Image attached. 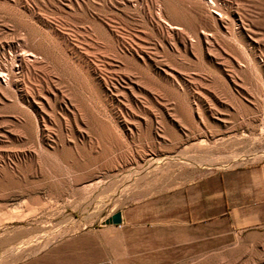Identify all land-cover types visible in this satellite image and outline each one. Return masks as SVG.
I'll list each match as a JSON object with an SVG mask.
<instances>
[{"label":"rangeland","instance_id":"rangeland-1","mask_svg":"<svg viewBox=\"0 0 264 264\" xmlns=\"http://www.w3.org/2000/svg\"><path fill=\"white\" fill-rule=\"evenodd\" d=\"M99 1L101 5H99ZM39 2L43 4V7L39 6L42 8V10L39 8L40 11L36 8L35 2L28 3L30 6L32 5L31 7L37 14L34 12L32 17L27 16V26L25 28L24 26L17 27L12 17V11L17 7L14 5L13 0H0V52L7 51L9 49H6L7 47H13L14 45L19 49L25 45L26 47L34 45L39 37L49 30L42 23L43 19L47 18L45 20H49V23L57 24L56 27H58L60 33H66L65 35L70 39L71 45L77 40V34L83 33L84 43H87L88 46L78 45L86 48V54L92 64L98 65L101 68V73L107 75L106 77L111 76V79H117L124 88L127 84L122 76L125 71H130L128 73H131L133 88L132 92L125 89L124 93L120 94L112 91V95H115L113 97H110L111 92L107 93L105 96L106 102L98 98H90L89 100L80 88L76 90L77 86L74 80L62 76V71L50 72L49 69L38 67L26 73L25 77L17 78L21 82V88L25 91L26 98L23 97V101L20 99L21 97L15 99L13 91L5 99L0 100V173L5 171V173L0 174L2 177L0 180L8 174L6 178L16 184L11 183L4 186L0 183V186H4V189L1 188L2 186L0 187V214L3 215V217L0 215V256L11 245H18L28 239H35L40 234V236L43 235V238L40 237L31 241L29 243L30 247L27 248L28 251L27 249L24 250L25 253L22 251L21 255H18L19 258L13 259L10 257L13 259L10 260L8 257L6 264H26L27 262L32 264L33 261L30 263L31 258L34 260L37 258L36 256L38 258L36 263L34 260L35 264H264V218L258 221L253 219L243 220L248 215H254L256 212L264 210L262 199H260L261 186L264 183V179L261 177V172L264 177V156L245 157L239 159L237 163L218 168L189 165L187 171L182 175L179 172L178 165L166 166L162 164L142 179L128 182V178L135 176L134 172L145 165L146 159L148 160L149 157L154 156L151 147L145 145L141 140L135 139L128 144V147H132L130 149L136 156L133 157V160L126 161V163L123 159L120 160L116 157L121 150L119 146L109 145L110 149L108 148L107 153L101 154L99 157L101 145L95 140V135L88 132L85 125L81 124L79 130L82 131V134L80 136L78 135L80 131L75 130L70 121H64V113L66 112L64 104L67 105V110L76 116L81 111L79 101L83 99L88 101L89 105L92 104L90 108L95 114L105 117L111 124L115 125V130L117 129L119 133L124 134L121 126L116 122L115 114L120 115L119 118L128 120V113L133 111V113H136L134 115L137 119H143L144 116L161 111V107L172 109L181 98L186 100L191 107L197 105L200 108L204 107L203 113L206 124L197 126V129L200 130L199 134L197 131L190 129L177 115L174 116L173 120L176 119L177 123L180 122L179 124L182 126V129L176 125L173 126V130L177 134H181V142L176 145L177 147L175 146V153H178V150L185 151L186 154H190L193 161L194 159L197 161V158L205 161V158H209V156L215 159L218 157L216 160L223 161L229 159L233 154L241 155L242 153L264 150V80L261 77V74H264V15L260 16V9H257L258 6L262 7L264 12V0L221 1V4L226 3L225 6L227 5L226 7L233 11L235 7L242 6L239 11L249 12L256 19H260V23L262 22L259 25L261 26L259 30H256L257 42L256 38L255 41L254 38L250 41L247 37H241V39L239 36L238 38L233 28H230V30L224 29L225 31L221 30L219 59H217V62L216 60L210 61L211 65L217 66L219 75H221V78L223 77L221 83H217L209 70L205 71L196 63L198 60L195 54L194 56L187 53L182 56L170 52L173 53V61L170 62V67L181 74L185 71L183 76L187 80L185 83L179 84L164 79L161 73L155 77L158 85H154L142 75H139L140 73L136 72L131 64L125 65L123 61L117 60L110 54L106 55L105 58L98 57L94 54L95 50H93L96 47L95 43L98 42L91 30L89 21L93 14H98L111 29L125 33H139V38L146 43L145 45L149 48L153 47L154 41L158 38L146 34V31L141 27L139 18L134 15L136 9L141 8L142 3L140 0H129V3H126L125 6L124 4L116 6L111 4L113 7L108 0H76V2L67 4L69 7L62 5V10L56 13L51 10L48 3L50 0H39ZM148 3L150 4L149 0ZM105 4L107 7L104 6ZM235 4L239 5L236 6ZM121 7L123 10L126 9L127 15H131L123 16L120 12ZM118 13L121 15L119 16ZM29 30L31 31L29 32L30 35L26 33ZM226 32L229 33L226 34ZM18 33L20 35H17ZM80 49L77 52L85 53L82 48ZM63 50L61 48L60 56L70 58L71 62L75 63L73 55L76 52L72 54ZM157 51L158 58L160 60L165 59V52L159 47ZM247 58L248 63L246 62ZM136 63L139 64L138 61ZM155 71L157 72V69ZM150 73H154V71H150ZM191 77L195 78V82L190 81ZM223 85L229 91L226 92L227 94L219 89V87L224 88ZM258 88L262 93L258 92ZM48 91H53L55 97L52 94L51 96L48 95ZM197 92L200 93L198 99L195 95L192 96ZM61 96L63 99H60ZM15 103H17V106L19 104L18 108H14ZM48 104L52 105L49 106ZM142 104L147 106L148 111L150 110L149 114L142 110ZM38 106L45 111L44 114L51 119V123L47 122L49 126L47 125L46 132L44 131L36 136L30 130L20 129L17 120L23 117V113L30 114L36 119L34 109ZM238 106L242 108L240 109ZM205 107L213 109L206 111ZM17 109L19 112L16 111ZM171 111L172 114H176L173 113V110ZM190 115L194 118L193 120L197 121L198 116L195 111L192 110ZM77 116L75 118L78 119ZM249 121L254 124V129H251L248 125ZM127 122L129 125L132 124L130 120ZM156 126L158 129L163 130L161 126L155 123ZM163 136H165L164 139L167 142L165 145L171 144L173 138L169 134ZM73 141L75 142L74 147H84L86 150L83 154L81 153L80 158L76 156L75 149L72 147ZM61 142H64V146L70 149L69 151L77 161L76 164L73 163L72 165L70 162L66 163L64 160L57 158L61 149ZM143 153L147 156L142 160L141 154ZM44 155L46 158L51 159V161L50 159L47 160L54 166L60 163L57 165L60 167L62 164L60 168L55 166L56 171L48 173L47 176H43V157L41 156ZM136 163L141 165L139 166ZM37 166L41 170H38ZM241 172L246 175L250 174V176L240 182L237 175ZM95 176L100 177L101 180L95 188L90 191L86 190V183L84 182L90 179L93 180ZM56 180L59 181V184ZM35 197H39L38 200H35ZM204 197L207 198L206 201ZM101 200L102 203H100ZM25 202L27 205H24ZM224 205H227V209H224ZM117 211L121 214L120 223H102L105 218ZM7 214L8 216H6Z\"/></svg>","mask_w":264,"mask_h":264},{"label":"bare ground","instance_id":"bare-ground-1","mask_svg":"<svg viewBox=\"0 0 264 264\" xmlns=\"http://www.w3.org/2000/svg\"><path fill=\"white\" fill-rule=\"evenodd\" d=\"M110 2V5H120V4H125L129 3V0H108ZM138 1V0H137ZM150 4L148 3V0H140L142 3L141 8L136 9V13L134 12V15H137L139 18V22L141 24V27L146 31V34L149 36H156L158 40H155L153 43V47L149 48L146 46L145 42L142 41L141 38H139V33L134 34V33H125V32H120L119 30L116 29H111L98 14H93L91 15V20L90 25H91V30L94 34V37L98 40V42L95 43V52L96 56L105 58L106 55L110 54L112 57L116 58L117 60H121L124 62V64H131L136 70V72H139V75H142L144 78H146L148 81L152 82L154 85H158L156 82V75H160L161 73L163 74V78L166 80L170 81H175L176 83L182 84L185 83L187 80L183 74H185V71L183 74L178 73L174 71L169 64L170 62L173 61L172 54L170 52H175L179 55H186L187 53L189 54H195L197 56L198 65H200L202 68L205 69V71L209 70L215 77V80L217 83L222 82L221 75L218 73V69L211 65L210 61H214L219 59V43L221 42L220 40V33L221 30L227 29L230 30V28H233L234 33L238 35V38L240 36L244 38H249V41L251 39L256 38V30H259L260 19H256L253 17L249 12L246 11H239L241 7H235L234 11L229 10L225 4H221L222 0H149ZM233 1V0H232ZM248 1V0H247ZM259 1V0H258ZM29 2H35L37 5V9L42 10L41 7H43V4L39 2V0H13V3L16 8L13 9L12 11V17L14 21L16 22L17 27H25L27 26V16L32 17V14L35 12L34 9L28 4ZM44 2V1H43ZM73 2H76V0H50L48 2L50 4L51 10L53 12H60L62 10V5L71 4ZM86 3V2H85ZM100 3V1H99ZM132 3V2H131ZM33 4V5H35ZM104 4V3H103ZM240 4V3H239ZM238 4V5H239ZM251 4V3H250ZM80 5V4H79ZM78 5V6H79ZM87 5V4H86ZM101 5V3L99 4ZM111 5V6H112ZM230 5V4H229ZM236 5V4H235ZM236 5V6H238ZM249 5V3H248ZM256 5V4H255ZM71 6V5H70ZM82 6V5H81ZM104 6L107 7L105 4ZM123 6V7H124ZM247 6V5H246ZM257 6V5H256ZM46 7V6H45ZM69 7V6H67ZM66 7V8H67ZM88 7V6H87ZM102 7V6H101ZM113 7V6H112ZM136 7V6H135ZM134 7V8H135ZM35 8V7H34ZM72 8V7H71ZM84 8V7H83ZM82 8V9H83ZM96 8V7H95ZM108 8H110L108 6ZM118 8V7H117ZM231 8V7H230ZM245 8V7H244ZM247 8V7H246ZM255 8V7H254ZM81 9V8H80ZM90 9V8H89ZM100 9V8H99ZM120 12L123 16H126L128 12H125L126 9L123 10V8H120ZM133 9V8H132ZM156 9V10H155ZM252 9V8H251ZM257 9H260L259 15H264V12L262 10V7H259ZM39 10V11H40ZM95 10V9H94ZM98 10V9H97ZM256 10V9H255ZM11 11V10H10ZM37 11V12H39ZM65 11V10H63ZM118 11V10H117ZM128 11V10H127ZM132 11V10H131ZM135 11V10H134ZM251 11V10H250ZM68 12V11H67ZM89 12V11H88ZM258 12V11H256ZM40 13V12H39ZM44 13V12H43ZM90 13V12H89ZM112 13V12H111ZM115 13V12H114ZM133 13V12H132ZM254 13V12H253ZM35 14H37L35 12ZM120 14V15H121ZM41 15V14H40ZM56 15V14H55ZM85 15V14H84ZM117 16V14L115 13ZM119 15V13H118ZM119 15V16H120ZM129 15V14H128ZM127 15V16H128ZM131 15V14H130ZM129 15V16H130ZM35 16V15H34ZM46 16V15H44ZM49 16V15H48ZM90 16V15H89ZM103 16V15H102ZM255 16V15H254ZM258 16V13H257ZM118 17V16H117ZM38 18V17H37ZM61 18V17H60ZM40 19V18H39ZM38 19V20H39ZM43 19V18H42ZM41 19V20H42ZM47 19V18H45ZM43 19V25L47 29V33H43L38 39V41L34 44L31 45L30 47L23 46L21 49L17 48L14 44L13 47H7V51H1L0 52V100L5 99L6 96L10 94L11 91H13V97L15 99L21 97L20 99L22 100L23 97L26 98L25 96V91L23 88H21L19 80L17 78L20 77H25V74L28 73L30 70L38 68V67H43V69H49L50 72H54L55 70L62 71V76L64 75L65 77L74 80L76 83V90L80 88L81 91H83L87 98L90 100V98H98L106 102V94L110 93V97L115 96L112 95V91L116 92V94L124 93L125 89L128 90V92H132L133 84H132V76L131 73H128L130 71H125L123 74V78L126 82L127 85H125V88L121 86L119 81L117 79H111L110 77H106L103 73H101V68L98 65H93L92 62L90 61V58L86 54V48L81 47L79 45H86L88 46L87 43H84L85 37L83 36V33H78L77 34V40H75L74 44L71 45V41L69 42L70 39H68L67 35L60 33L58 31V27H56L55 24L49 23V20ZM57 19V18H56ZM113 19V18H112ZM115 19V18H114ZM113 19V20H114ZM120 19V18H119ZM128 19V18H127ZM31 20V19H30ZM81 20V19H80ZM83 20V19H82ZM62 21V20H61ZM116 21V20H115ZM122 21V20H121ZM263 21V20H262ZM40 22V21H39ZM66 22V21H65ZM86 22V21H85ZM119 22V21H118ZM130 22V21H129ZM138 22V21H137ZM264 22V21H263ZM41 23V24H42ZM124 23V22H123ZM131 23V22H130ZM88 24V23H87ZM86 24V25H87ZM234 24V25H233ZM85 25V23H84ZM110 25V24H109ZM121 25V24H120ZM138 25V24H137ZM78 26V25H77ZM130 26V25H129ZM233 26V27H231ZM84 27V26H83ZM88 27V26H87ZM131 27V26H130ZM135 27V26H134ZM264 27V26H263ZM262 27V28H263ZM26 28V27H25ZM64 28V27H63ZM79 28V27H78ZM113 28V27H112ZM117 28V27H116ZM119 28V27H118ZM17 29V28H16ZM22 29V28H21ZM128 29V28H126ZM63 30V29H62ZM75 30V28H74ZM87 30V29H86ZM90 30V29H89ZM123 30V29H122ZM64 31V30H63ZM66 31V30H65ZM68 31V30H67ZM131 31V30H130ZM129 31V32H130ZM138 31V30H137ZM225 31V30H224ZM222 31V32H224ZM16 32V31H15ZM31 32L30 30L27 31L28 35H30ZM230 32V31H229ZM229 32H226L229 33ZM25 33V32H24ZM42 33V32H41ZM77 33V32H76ZM145 33V32H144ZM225 33V32H224ZM233 33V34H234ZM258 33V31H257ZM261 33V31H259ZM23 34V33H22ZM89 34V33H88ZM235 34V35H236ZM15 35V34H14ZM17 35H20L19 33ZM74 35V34H73ZM260 35V34H259ZM224 36V35H223ZM229 36V35H228ZM234 36V35H233ZM71 37V36H69ZM74 37V38H76ZM222 37V36H221ZM92 38V37H91ZM233 38V37H232ZM154 39V38H153ZM156 39V38H155ZM225 39V38H224ZM242 39V38H241ZM258 37L256 38L257 42ZM26 40V39H25ZM74 40V39H73ZM27 41V40H26ZM220 41V42H219ZM260 41V40H259ZM17 42V41H16ZM70 44H69V43ZM73 42V41H72ZM252 42V41H251ZM5 44V43H4ZM18 44V43H17ZM21 44V43H19ZM79 44V45H78ZM247 44V43H246ZM23 45V44H22ZM30 45V43H29ZM71 45V46H70ZM9 46V45H8ZM21 46V45H20ZM19 46V47H20ZM5 47V46H4ZM91 47V46H90ZM93 47V46H92ZM160 48L162 51L165 52L166 56L165 59L160 60L158 58V51L157 48ZM61 48L65 50V52L72 53L76 52L73 57L75 59V63L71 62V59H67V57H61L60 52ZM80 48L83 49L85 53L77 52ZM235 48V47H234ZM263 48V47H262ZM230 49V48H229ZM63 50V51H64ZM81 50V49H80ZM160 51V50H159ZM233 51V50H232ZM253 53V52H252ZM260 53V52H259ZM221 54V53H220ZM224 54V53H223ZM194 55V56H195ZM67 56V55H66ZM93 57V56H92ZM177 58V57H176ZM253 58V57H252ZM226 59V58H225ZM231 59V58H230ZM251 60V59H250ZM110 61V60H109ZM136 61L139 62L136 63ZM196 61V60H195ZM224 61V60H223ZM244 61V60H243ZM215 62V64H216ZM248 63V58L247 61ZM245 62V63H246ZM260 62V61H259ZM231 63V62H230ZM257 63V62H256ZM116 64V63H115ZM118 64V63H117ZM224 64V63H223ZM250 64V62H249ZM252 64V63H251ZM196 65V64H195ZM219 65V64H218ZM231 65V64H230ZM239 65V64H238ZM229 66V65H228ZM240 66V65H239ZM259 66V65H258ZM249 67V66H248ZM263 67V66H262ZM261 67V68H262ZM126 68V67H125ZM227 69V67H225ZM239 68V67H238ZM122 69V68H121ZM157 69V72L155 71ZM196 69V68H195ZM200 69V68H199ZM221 69V68H220ZM118 70V69H117ZM129 70V69H128ZM202 70V69H201ZM233 70V69H231ZM246 70V69H245ZM261 70V69H260ZM150 71H154V73H150ZM256 71V70H255ZM202 72V71H201ZM56 73V72H55ZM122 73V72H121ZM209 73V72H208ZM225 73V72H224ZM244 73V72H243ZM248 73V72H247ZM257 73V72H256ZM259 73V72H258ZM38 74V73H37ZM235 74V73H234ZM58 75V74H57ZM201 75V74H200ZM223 75V74H222ZM246 75V74H245ZM259 75V74H258ZM190 76V75H187ZM260 76V75H259ZM233 77V76H232ZM261 77H263L264 80V74H261ZM59 78V76H58ZM62 78V77H61ZM117 78V77H116ZM60 79V78H59ZM65 79V78H64ZM211 79V78H210ZM66 80V79H65ZM189 80V79H188ZM140 81V80H139ZM190 81L195 82V78H190ZM66 82V81H65ZM124 82V83H125ZM136 82V81H135ZM215 82V81H214ZM227 82V81H226ZM264 82V81H263ZM45 84V83H44ZM51 84V83H50ZM74 84V83H73ZM139 84V83H138ZM216 84V83H215ZM241 84V83H240ZM254 84V83H253ZM33 85V84H32ZM69 85V84H68ZM225 85V84H224ZM224 88H220V91H225V93L228 91L226 89L225 85ZM257 85V84H256ZM186 86V85H185ZM51 87V86H50ZM216 87V86H215ZM25 88V87H24ZM75 88V87H74ZM200 88V87H199ZM257 88V87H256ZM262 88V87H261ZM44 89V88H43ZM68 89V88H67ZM259 89V88H258ZM231 90V89H230ZM79 91V90H78ZM77 91V93H78ZM148 91V90H147ZM205 91V90H204ZM257 91V90H256ZM60 92V90H59ZM145 92V91H144ZM208 92V91H207ZM213 92V91H212ZM229 92V91H228ZM227 92V93H228ZM260 93V89L258 90ZM63 93V92H62ZM150 93V91H149ZM226 93V94H227ZM248 93V92H247ZM262 93V92H261ZM48 95L51 96L54 95L53 91H48ZM115 94V93H114ZM133 94V93H131ZM151 94V93H150ZM230 94V93H229ZM153 95V94H152ZM192 95V94H191ZM190 95V96H191ZM200 97V93L197 92L196 94H193L192 96ZM261 95V94H259ZM31 96V95H30ZM66 96V95H65ZM64 96V97H65ZM74 96V95H73ZM135 96V95H134ZM191 96V97H192ZM42 97V96H41ZM55 97V95H54ZM230 97V95H229ZM12 98V97H11ZM32 98V97H31ZM45 98V97H44ZM49 98V97H48ZM74 98V97H73ZM79 98V97H78ZM131 98V97H130ZM205 98V96H204ZM7 99V98H6ZM50 99V98H49ZM60 99H63L61 96ZM81 99V98H80ZM126 99V98H125ZM191 99V98H190ZM200 99V98H199ZM56 100V99H55ZM75 100V99H74ZM226 100V98H225ZM235 100V99H234ZM263 100V98H262ZM17 101V100H16ZM15 101V102H16ZM23 101V100H22ZM35 101V100H32ZM49 101V100H48ZM54 101V100H53ZM79 101V100H77ZM108 101V100H107ZM120 101V100H119ZM233 101V100H232ZM19 102V101H18ZM17 102V103H18ZM28 102V101H27ZM26 102V103H27ZM69 102V101H68ZM67 102V103H68ZM81 105V111L80 113H77V118L76 116L73 115V113L69 112L67 110V105L64 106L66 109V112L64 113V121H70L72 124V127L80 131L81 129V124L85 125V127L88 129V132L94 134L93 136L95 137V140H97L100 145L101 149L99 151V157L101 154H105L108 151L109 145H114L121 147V150L117 153L116 157L123 159V161L126 163L129 160H133L136 156L134 155L132 150L128 147V144L133 142L135 139L136 140H141L144 142V144L148 145L149 147L152 148V153L154 156L152 157H147L148 160L146 159L145 165L143 167H140L137 169L136 172H134L135 176L128 178V182L130 181H136V179H142L145 175L148 173H152L155 171L160 165L165 164L166 166L169 165H178L180 168V174L182 175L187 171V167L189 165L193 166H208V167H224V166H229L234 163H237L239 159H244L245 157H262L264 156V150L260 151H255L251 153H242L241 155H232L229 159L226 160H216L215 158H212L209 156V158H205L203 160H198L197 161L194 159L191 160L190 154H186L185 151H179L178 148V153H175V146L181 142V134H177L176 131L173 130V126L176 125L177 127H180L182 129V126L177 123V120H173L174 116L177 115V117L180 118V120H183L190 129L197 131V133L200 132L199 129H197V126H204L206 124L205 116H204V107L202 106H193L189 103H187L186 100L184 99H179L174 107L172 109H167L166 107H161V111H157L156 113H151L149 116H144L143 119H137L136 116L133 113V111H130L128 113V120L132 123L131 125L128 124V120L126 118H119L120 115L116 116V122L119 124L123 130L121 134L118 132V130H115V125L111 124L109 120H107L105 117H100L97 114H95L89 105L88 101H85L81 99L80 101ZM78 102V103H79ZM14 103V102H12ZM17 103H15L13 106L14 108L17 106ZM46 103V102H44ZM70 103V102H69ZM75 103V101H74ZM116 103V102H115ZM118 103V102H117ZM201 103V101H200ZM21 104V103H20ZM33 104V103H32ZM103 104V103H102ZM109 104V103H108ZM162 104V103H161ZM242 104V103H241ZM34 105V104H33ZM49 105V104H48ZM52 105V104H50ZM49 105V106H50ZM100 105V104H99ZM114 105V104H113ZM202 105V104H201ZM206 105V104H205ZM23 106V105H22ZM36 106V105H35ZM34 106V107H35ZM126 106V105H125ZM208 106V105H207ZM242 106V105H241ZM244 106V105H243ZM30 107V106H29ZM59 107V104H58ZM79 107V106H78ZM212 107V106H211ZM206 108L207 110H211ZM239 107V106H238ZM13 108V107H12ZM25 108V107H24ZM50 108V107H49ZM55 108V107H54ZM94 108V107H93ZM99 108V107H98ZM117 108V107H116ZM119 108V107H118ZM124 108V107H123ZM128 108V107H127ZM203 108V109H202ZM240 108V107H239ZM242 108V107H241ZM240 108V109H241ZM23 109V108H22ZM102 109V108H101ZM130 109V108H129ZM218 109V108H217ZM223 109V108H222ZM244 109V108H243ZM242 109V110H243ZM21 110V109H20ZM53 110V109H52ZM94 110V109H93ZM114 110V109H113ZM112 110V111H113ZM122 110V108H121ZM137 110V109H136ZM135 110V112H136ZM142 110L145 112H148L147 106L142 104ZM171 110H173V113L175 112L176 114H172ZM195 111L197 114L198 118L197 121L193 120L194 118L191 117L190 113L191 111ZM14 111V110H13ZM19 112V110H16ZM22 111V110H21ZM20 111V113H21ZM27 111V110H26ZM71 111V110H70ZM76 111V110H75ZM108 111V110H107ZM124 111V110H123ZM128 111V110H127ZM220 111V110H219ZM222 111V110H221ZM220 111V112H221ZM15 112V111H14ZM24 112V111H23ZM22 112V113H23ZM43 112V113H42ZM45 111H43L39 106L34 109V116L37 117L36 119L33 118L30 114L23 113L21 119L17 120V124L20 129L24 130H30L34 135H40L43 133L47 128L48 124L47 122L51 123V119L47 117L44 114ZM116 112V110H115ZM152 112V111H151ZM219 112V113H220ZM246 112V111H245ZM33 113V112H32ZM31 113V114H32ZM53 113V112H51ZM59 113V112H58ZM103 113V112H102ZM124 114V113H123ZM208 114V113H207ZM17 115V114H16ZM21 115V114H20ZM19 115V116H20ZM237 115V114H236ZM62 116V115H61ZM84 116V118H83ZM104 116V115H103ZM196 116V117H197ZM56 117V116H55ZM123 117V116H122ZM143 117V116H142ZM216 117V116H215ZM220 119V117H218ZM15 119V118H14ZM58 120L57 118H55ZM113 119V118H112ZM224 119V118H223ZM60 120V119H59ZM54 121V120H53ZM62 121V122H64ZM115 122V121H114ZM16 123V122H15ZM57 123V122H56ZM59 123V122H58ZM113 123V122H112ZM155 123L158 126H161L163 130L158 129V127H155ZM55 124V123H54ZM60 124V123H59ZM68 124V123H67ZM48 125V126H47ZM220 125V124H219ZM248 125L251 127V129H254V124L251 123V121L248 122ZM56 126V125H55ZM70 126V125H69ZM51 127V126H50ZM118 127V126H117ZM207 127V126H205ZM257 127V126H256ZM73 129V130H74ZM86 129V130H87ZM184 129V127H183ZM203 130L202 128H200ZM218 129V128H217ZM261 129V128H260ZM180 130V129H179ZM189 130V129H188ZM191 130V131H192ZM212 130V129H211ZM120 131V130H119ZM215 131V130H214ZM263 131V130H262ZM46 132V131H45ZM82 131L78 132V135L81 136ZM121 132V131H120ZM203 132V131H202ZM201 132V133H202ZM205 132V131H204ZM216 132V131H215ZM264 132V131H263ZM27 133V132H26ZM70 133V132H68ZM84 133V132H83ZM86 133V132H85ZM184 133V131H183ZM196 133V132H195ZM164 134H169L173 139L171 144L168 146L165 145V139L163 136ZM200 134V133H199ZM60 135V134H58ZM87 135V134H86ZM90 135V134H89ZM185 135V134H184ZM191 135V134H190ZM193 136V135H192ZM213 136V133H212ZM40 137V136H39ZM46 137V136H45ZM167 137V136H166ZM195 137V134H194ZM204 137V136H203ZM211 137V136H210ZM37 138V137H36ZM191 138V137H190ZM207 138V137H206ZM205 138V139H206ZM88 139V138H87ZM91 139V138H90ZM170 139V138H169ZM200 139V138H199ZM38 140V139H37ZM80 140V138H79ZM197 140V139H195ZM91 141V140H90ZM184 141V140H182ZM198 141V140H197ZM196 141V143H197ZM205 141V140H204ZM59 142V140H58ZM95 142V141H94ZM70 143V142H69ZM82 143V142H81ZM91 143V142H90ZM203 143V142H202ZM210 143V142H209ZM25 144V143H24ZM98 144V143H97ZM200 144V142H199ZM69 145V144H68ZM75 142L73 141L72 147H74ZM214 145V143H213ZM59 146V144H58ZM85 146V145H84ZM130 146V145H129ZM204 146V145H203ZM177 147V146H176ZM60 148V147H59ZM86 148V147H85ZM98 148V147H97ZM100 148V147H99ZM117 148V147H116ZM75 149V154L78 158H80L81 153H84V147H74ZM94 149V148H93ZM110 149V148H109ZM140 149V148H139ZM67 147L64 146V142H61V149L58 152V159L60 158L61 160H64L66 163L70 162L72 165L73 163L77 162L72 153L69 151ZM150 150V149H148ZM197 150V149H196ZM86 151V150H85ZM93 151V150H92ZM116 151V150H115ZM144 151V150H143ZM53 152V151H52ZM96 152V151H95ZM110 152V150H109ZM112 152V151H111ZM138 152V151H135ZM198 152V151H197ZM203 151L201 150V153ZM208 152V151H207ZM249 152V151H248ZM24 153V152H23ZM45 153V152H43ZM49 153V152H48ZM86 153V152H85ZM91 153V152H90ZM97 153V152H96ZM95 153V154H96ZM150 153V152H149ZM148 153V155H149ZM196 153V152H195ZM199 153V152H198ZM206 153V152H205ZM204 153V154H205ZM53 154V153H52ZM51 154V155H52ZM89 155L88 153H86ZM112 154V153H111ZM18 155V154H17ZM37 155V154H36ZM42 155V153H41ZM57 155V154H56ZM91 155V154H90ZM142 155V160L146 158V154L143 153ZM193 155V154H192ZM195 155V154H194ZM200 155V154H197ZM203 155V154H202ZM206 155V154H205ZM208 155V154H207ZM231 155V154H230ZM50 156V155H49ZM96 156V155H95ZM97 156V157H98ZM113 156V155H112ZM196 156V155H195ZM193 156V157H195ZM213 156V155H212ZM221 156V155H220ZM29 157V156H28ZM43 157V176H47L48 173H53V171H56L54 164L49 162L46 158L45 155L41 156ZM83 157V156H82ZM81 157V158H82ZM134 157V158H133ZM141 157V156H140ZM192 157V158H193ZM199 157V156H198ZM208 157V156H206ZM55 158V157H54ZM94 158V157H92ZM114 158V157H113ZM53 160V159H52ZM26 161V160H25ZM51 161V159H50ZM55 161V160H54ZM136 161V159H135ZM15 162V161H14ZM34 162V161H33ZM40 162V161H39ZM56 162V161H55ZM53 162V163H55ZM109 162V161H108ZM112 162V161H110ZM132 162V161H131ZM142 162V161H141ZM35 163V162H34ZM37 163V162H36ZM144 163V162H143ZM42 164V163H41ZM76 164V163H75ZM123 164V163H122ZM138 164V163H136ZM24 165V164H23ZM35 165V164H34ZM62 165V164H61ZM60 165V167H61ZM113 165V164H111ZM124 165V164H123ZM139 166L141 164H138ZM40 166V165H39ZM176 166V167H178ZM57 166V168H60ZM111 167V166H110ZM138 167V166H137ZM21 168V167H20ZM29 168V167H28ZM72 168V167H71ZM10 169V168H9ZM17 169V168H16ZM38 170L39 167L37 166ZM65 169V168H64ZM191 169V168H190ZM10 171V170H9ZM19 171V170H18ZM1 172V171H0ZM32 172V171H31ZM35 172V171H34ZM60 172V171H57ZM5 173V171L3 172ZM0 173V174H3ZM11 173V172H10ZM12 173H14L12 171ZM16 173V172H15ZM63 173V172H62ZM99 173V172H98ZM20 174H22L20 172ZM128 174V173H127ZM11 175V174H10ZM14 175V174H13ZM31 175V174H30ZM63 175V174H62ZM94 175V174H93ZM96 175V174H95ZM179 175V174H178ZM8 176V174H7ZM7 176H3V179L0 180V183L4 186H7L11 183H14L13 181L9 178H6ZM42 176V177H43ZM54 176V175H53ZM27 177V176H26ZM40 178L41 180L43 178ZM73 177V175H72ZM0 178H2L0 176ZM16 179V178H15ZM23 179V178H22ZM48 179V178H47ZM62 179V178H61ZM72 179V178H71ZM45 180V179H44ZM49 180V179H48ZM68 180V179H67ZM75 180V177H74ZM85 180V179H82ZM100 177L95 176V178L92 180H88L85 185L86 190H92L97 186V184L100 181ZM47 181V180H46ZM59 184V181L56 180ZM71 181V180H70ZM69 181V182H70ZM33 182V181H32ZM49 182V181H48ZM51 182V181H50ZM55 182V181H54ZM73 182V181H72ZM78 182V181H77ZM27 183V182H26ZM25 183V184H26ZM31 183V182H30ZM34 183V182H33ZM65 183V182H64ZM76 183V182H75ZM15 184V183H14ZM13 184V185H14ZM47 184V183H46ZM52 184V183H51ZM57 184V183H56ZM126 182L124 183V185ZM132 184V183H131ZM1 185V186H2ZM16 185V184H15ZM111 185V184H110ZM109 185V186H110ZM130 185V184H129ZM0 186V187H1ZM2 186L1 188H3ZM12 186V185H11ZM23 186V185H22ZM26 186V185H25ZM31 187V186H30ZM59 187V186H58ZM61 187V186H60ZM9 188V187H8ZM52 188V187H51ZM71 188V187H70ZM107 188V187H106ZM162 188V187H161ZM4 189V188H3ZM31 189V188H30ZM50 189V188H48ZM84 189V190H85ZM1 190V189H0ZM29 190V189H28ZM148 190V189H147ZM157 190V189H156ZM31 191V190H30ZM55 191V190H54ZM59 191V190H58ZM26 192V191H25ZM80 192V191H79ZM120 192V191H119ZM15 193V192H14ZM51 193V192H50ZM103 193V192H102ZM121 193V192H120ZM136 193V192H135ZM20 194V193H19ZM49 194V191H48ZM82 194V193H81ZM84 194V193H83ZM123 194V193H122ZM3 195V194H2ZM6 195V194H4ZM24 195V194H23ZM36 195V193H35ZM97 195V194H96ZM1 196V195H0ZM34 196V195H32ZM54 196V195H53ZM28 197V196H27ZM51 197V195H50ZM80 197V196H79ZM145 197V196H144ZM3 198V197H2ZM7 198V197H6ZM34 199V197H32ZM39 198V197H37ZM35 197V200L37 199ZM2 200V199H1ZM4 200V199H3ZM25 200V199H24ZM38 200V199H37ZM40 200V199H39ZM6 201V200H5ZM4 201V202H5ZM28 201V200H27ZM31 201V200H30ZM33 202V200H32ZM31 202V203H32ZM42 202V201H41ZM98 202V201H97ZM30 203V204H31ZM36 203V202H35ZM38 203V201H37ZM40 203V202H39ZM102 203V200L101 202ZM3 204V202H2ZM29 204V205H30ZM98 204V203H97ZM24 205H27L26 202ZM37 205V204H36ZM31 206V205H30ZM46 206V205H45ZM100 207V206H99ZM27 208V207H26ZM32 208V207H31ZM41 208V207H40ZM43 208V205H42ZM33 210V209H32ZM38 211V209H37ZM47 211V210H46ZM28 212V211H27ZM26 213V212H25ZM29 213V212H28ZM27 213V215H28ZM35 213V211H34ZM33 213V214H34ZM45 213V212H44ZM24 214V213H22ZM32 214V213H31ZM1 215V214H0ZM15 215V214H14ZM26 215V214H25ZM112 215V214H111ZM110 215V216H111ZM121 215V214H120ZM3 217V215H1ZM8 216V214L6 215ZM23 217V215H22ZM109 217V216H108ZM107 217V218H108ZM5 219V216H4ZM9 219V218H7ZM15 219V218H14ZM18 219V218H17ZM106 219V218H105ZM104 219V220H105ZM2 220V218H1ZM10 220V219H9ZM103 224H110V223H104ZM6 221V220H5ZM1 222V221H0ZM121 222V221H120ZM119 222V223H120ZM5 223V222H3ZM113 224V223H112ZM32 231V230H31ZM24 232V231H23ZM20 233V232H19ZM47 233V232H46ZM27 234V233H26ZM50 234V232H49ZM41 235V234H40ZM38 235L40 238L42 236ZM18 236V235H17ZM30 236V235H29ZM31 238V237H30ZM35 238V239H37ZM43 238V237H42ZM4 239V238H2ZM35 239H28L21 244L18 245H11L10 248L5 253H1L2 255L0 256V264H6L7 258L12 257L13 259L19 258L18 255H21V252L26 250L28 247H30V242L35 240ZM5 240V239H4ZM48 240V238H47ZM46 240V241H47ZM3 241V240H2ZM37 241V240H36ZM1 242V241H0ZM42 242V241H41ZM49 242V240H48ZM47 243V242H46ZM45 243V244H46ZM38 245V244H37ZM33 247V246H32ZM244 247V246H243ZM238 248V247H237ZM34 249V248H32ZM262 249V248H261ZM28 251V249H27ZM26 251V252H27ZM246 251V249H245ZM248 252V251H247ZM25 253V252H24ZM261 254V252H260ZM264 254V250H263ZM35 255V254H34ZM232 255V254H231ZM236 255V252H235ZM244 255V254H243ZM247 255V254H246ZM252 255V254H251ZM258 255V254H257ZM211 256V255H210ZM259 256V255H258ZM261 256V255H260ZM263 256V255H262ZM38 258V256H36ZM35 257V258H36ZM42 257V256H41ZM40 257V258H41ZM246 257V256H244ZM249 257V256H248ZM10 258V260H13ZM36 258V259H37ZM39 258V259H40ZM235 258V257H234ZM259 259V257H257ZM261 258V257H260ZM263 258V257H262ZM36 259L35 263H36ZM213 259V258H212ZM232 259V258H231ZM254 259V258H253ZM34 260H32V264L34 263ZM221 260V259H220ZM227 260V259H224ZM242 260V259H241ZM240 260V261H241ZM114 261V260H113ZM216 261V260H215ZM232 261V260H231ZM230 261V262H231ZM235 261V260H234ZM237 261V260H236ZM235 261V262H236ZM205 262V261H204ZM219 262V261H217ZM233 262V261H232ZM231 262V263H232ZM243 262V261H242ZM247 262V261H246ZM25 263V262H24ZM28 263V262H27ZM26 263V264H27ZM34 263V264H35ZM114 263V262H113ZM213 263V262H212ZM228 263V262H227ZM240 263V262H239ZM255 263V262H254ZM259 263V262H258ZM264 263V262H263ZM23 264V263H21ZM29 264V263H28ZM226 264V263H225ZM233 264V263H232ZM235 264V263H234ZM238 264V263H237ZM244 264V263H241ZM261 264V263H260Z\"/></svg>","mask_w":264,"mask_h":264},{"label":"crops","instance_id":"crops-1","mask_svg":"<svg viewBox=\"0 0 264 264\" xmlns=\"http://www.w3.org/2000/svg\"><path fill=\"white\" fill-rule=\"evenodd\" d=\"M243 173L244 172H241V173H238V175H237V177H238V179H239L240 182L243 181L244 179H246V177H249L250 176V174L246 175V174H243ZM261 177L264 179V177L262 176V172H261ZM239 190H241V189L239 188ZM239 190H238V192H239ZM260 197H261L260 199H262L261 201H262L263 207H264V183L261 186V194H260ZM204 199H205V201L207 200L206 197H204ZM234 206H237V205H234ZM262 218H264V210L263 211H258L254 215H248L247 217H244L243 220H247V219L252 220L253 219V220H257L258 221V220H260Z\"/></svg>","mask_w":264,"mask_h":264},{"label":"water","instance_id":"water-1","mask_svg":"<svg viewBox=\"0 0 264 264\" xmlns=\"http://www.w3.org/2000/svg\"><path fill=\"white\" fill-rule=\"evenodd\" d=\"M121 221V215L120 212H114L111 216H109L108 218H106L104 220V223H113V224H117Z\"/></svg>","mask_w":264,"mask_h":264},{"label":"trees","instance_id":"trees-1","mask_svg":"<svg viewBox=\"0 0 264 264\" xmlns=\"http://www.w3.org/2000/svg\"><path fill=\"white\" fill-rule=\"evenodd\" d=\"M224 209H227V205H224Z\"/></svg>","mask_w":264,"mask_h":264}]
</instances>
